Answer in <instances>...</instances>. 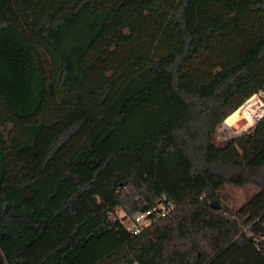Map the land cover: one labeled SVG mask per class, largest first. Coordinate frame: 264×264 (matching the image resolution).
Instances as JSON below:
<instances>
[{"label": "trees", "instance_id": "16d2710c", "mask_svg": "<svg viewBox=\"0 0 264 264\" xmlns=\"http://www.w3.org/2000/svg\"><path fill=\"white\" fill-rule=\"evenodd\" d=\"M262 91L264 0H0V264H264Z\"/></svg>", "mask_w": 264, "mask_h": 264}, {"label": "rangeland", "instance_id": "374dc122", "mask_svg": "<svg viewBox=\"0 0 264 264\" xmlns=\"http://www.w3.org/2000/svg\"><path fill=\"white\" fill-rule=\"evenodd\" d=\"M262 117H264V91L256 94V96H254V99L245 108H240L236 110L234 113H232V115L227 118L224 124L222 123L220 125L215 134V142L219 145L224 144V142L229 138L246 132ZM232 120L239 121L241 127L238 131H235L230 125ZM222 125H224L225 128L228 129L230 132H233V135H220L219 130ZM257 191L258 188L251 184L243 186L227 184L220 190V200L228 208L236 209L244 205L249 200V198ZM124 213L125 212L123 210L117 211V215L119 218Z\"/></svg>", "mask_w": 264, "mask_h": 264}, {"label": "built area", "instance_id": "2783aa9c", "mask_svg": "<svg viewBox=\"0 0 264 264\" xmlns=\"http://www.w3.org/2000/svg\"><path fill=\"white\" fill-rule=\"evenodd\" d=\"M175 206L174 202L164 197L155 205L138 211L133 216L123 214L119 219L129 232L139 234L145 228L171 213Z\"/></svg>", "mask_w": 264, "mask_h": 264}, {"label": "water", "instance_id": "95a60500", "mask_svg": "<svg viewBox=\"0 0 264 264\" xmlns=\"http://www.w3.org/2000/svg\"><path fill=\"white\" fill-rule=\"evenodd\" d=\"M254 96H256V94L255 95H253L252 97H250L247 101H245L243 104H242V106L241 107H239L238 109H240V108H245L253 99H254ZM237 109V110H238ZM232 115V114H231ZM229 117V116H228ZM227 117V118H228ZM227 118L223 121V124H224V122L227 120ZM240 120V119H239ZM232 127H233V129L235 130V131H238L239 129H240V127H241V125H240V123H239V121L237 120V121H234V120H232L231 121V124H230Z\"/></svg>", "mask_w": 264, "mask_h": 264}]
</instances>
